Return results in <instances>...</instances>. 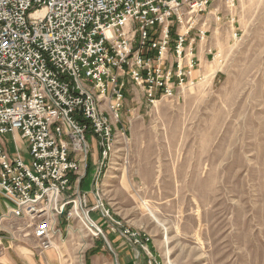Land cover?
<instances>
[{
	"label": "rangeland",
	"instance_id": "obj_1",
	"mask_svg": "<svg viewBox=\"0 0 264 264\" xmlns=\"http://www.w3.org/2000/svg\"><path fill=\"white\" fill-rule=\"evenodd\" d=\"M231 1L214 0L202 16L215 57L198 54L201 79L179 98L148 106L127 86V140L95 186L116 223L91 212L102 236L61 217L53 242L65 264H148L146 248L151 264H264V0ZM86 137L91 169L100 149ZM3 139L13 156L15 136ZM19 146L28 164V145ZM87 197L92 205L91 189ZM8 210L0 221L9 234L43 255L35 222Z\"/></svg>",
	"mask_w": 264,
	"mask_h": 264
},
{
	"label": "built area",
	"instance_id": "obj_2",
	"mask_svg": "<svg viewBox=\"0 0 264 264\" xmlns=\"http://www.w3.org/2000/svg\"><path fill=\"white\" fill-rule=\"evenodd\" d=\"M213 1L0 0V195L10 217L35 222L40 251L52 247L61 217L102 236L91 212L116 223L97 189L88 205L87 192L74 188L90 154L86 134L100 149L96 186L127 140V85L154 106L201 79L199 53L214 59L200 23ZM7 133L28 145V164L16 140L9 155ZM144 255L155 263L147 248Z\"/></svg>",
	"mask_w": 264,
	"mask_h": 264
},
{
	"label": "crops",
	"instance_id": "obj_3",
	"mask_svg": "<svg viewBox=\"0 0 264 264\" xmlns=\"http://www.w3.org/2000/svg\"><path fill=\"white\" fill-rule=\"evenodd\" d=\"M199 59L201 68H203V61L201 57ZM127 92L128 88L125 92L124 102L126 99ZM142 98L144 99V102H146L143 95ZM13 135L15 136L16 141H19L20 143L19 134L13 133ZM87 170H89V172ZM95 172L96 164H94L91 169L89 168L88 164L86 167L82 166L80 172V175H83L80 180L81 182L73 181L74 186H78L80 188V191L83 190V192H88L90 191V189L91 192H94V190L96 189L94 185ZM73 179L74 178H72V180ZM84 181H86V186H84L83 189L82 185ZM10 206L11 204L0 195V215L3 214ZM10 218L14 221L20 222V219L12 217ZM54 243L55 241L53 242L52 247L46 250L43 255H37L32 251L29 245L19 241L18 239L13 238L9 234L8 225L5 224V222L0 221V264H65L66 261L61 260L62 252L59 246Z\"/></svg>",
	"mask_w": 264,
	"mask_h": 264
},
{
	"label": "trees",
	"instance_id": "obj_4",
	"mask_svg": "<svg viewBox=\"0 0 264 264\" xmlns=\"http://www.w3.org/2000/svg\"><path fill=\"white\" fill-rule=\"evenodd\" d=\"M150 247V249H152V247L151 246H149Z\"/></svg>",
	"mask_w": 264,
	"mask_h": 264
}]
</instances>
